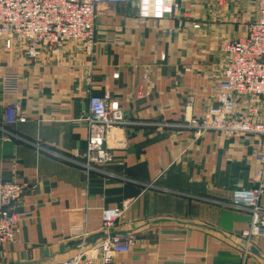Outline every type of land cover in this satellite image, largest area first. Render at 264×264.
Wrapping results in <instances>:
<instances>
[{"label": "crops", "instance_id": "crops-1", "mask_svg": "<svg viewBox=\"0 0 264 264\" xmlns=\"http://www.w3.org/2000/svg\"><path fill=\"white\" fill-rule=\"evenodd\" d=\"M189 1L176 0L180 10L156 27L138 25L136 2L99 5L93 50L69 41L56 51L40 47L30 60L24 43L6 50L0 40V179L27 188L14 210L32 216L13 243L0 246V264L70 259L74 236L85 233L86 244H95L103 211L124 203L130 208L113 232L133 242L112 264H264V236L240 259L239 234L252 219L228 205L235 191L257 188L259 138L216 131L198 138L186 123L215 105L228 61L221 44L249 26L234 23L233 10ZM4 73L20 76L15 98L2 92ZM105 93L128 125L110 136V161L86 173L83 120L89 98ZM14 100L24 124L5 123ZM252 107L258 99L240 101L237 111Z\"/></svg>", "mask_w": 264, "mask_h": 264}, {"label": "built area", "instance_id": "built-area-1", "mask_svg": "<svg viewBox=\"0 0 264 264\" xmlns=\"http://www.w3.org/2000/svg\"><path fill=\"white\" fill-rule=\"evenodd\" d=\"M226 1L216 0L220 7H224ZM256 1L257 14L248 27L247 35L221 44L220 49L228 61L223 79L215 89V105L209 107L202 118L186 121L198 138L211 131L229 137L254 135L259 138L254 171L257 188L235 191L229 204L235 211L249 212L252 217L249 228L239 234L244 242L240 255L243 262L251 253L253 240L264 236V211L260 207L264 194V0ZM130 2L137 3L138 25L152 22L156 27L159 21L175 13V0H0V39L6 50H11L16 42L24 43L30 60L40 55V47L56 51L69 41L84 43L87 49L93 50L97 7ZM172 32L169 30V33ZM107 42L117 44L114 38H109ZM19 89L20 76L4 73L3 94L15 98ZM261 98L263 103H259L260 107L249 108L247 114L237 111L240 101ZM87 107L88 114L83 120L88 130L86 162L81 167L89 173L95 165L110 161L108 140L114 131L126 127L128 121L123 109L110 102L109 93L91 96ZM4 117L8 125L27 122L18 100L7 105ZM26 192L27 188L19 183L0 179V246L13 243L18 225L32 217L28 212L14 210ZM129 208L130 203H124L121 207L105 209L99 240L89 246L85 233L82 237L75 235L74 238L79 241L76 254L57 264H112L117 256L128 254L132 236L116 234L113 229Z\"/></svg>", "mask_w": 264, "mask_h": 264}, {"label": "rangeland", "instance_id": "rangeland-1", "mask_svg": "<svg viewBox=\"0 0 264 264\" xmlns=\"http://www.w3.org/2000/svg\"><path fill=\"white\" fill-rule=\"evenodd\" d=\"M195 2L198 4H202L203 6L206 7L213 2V5L216 9L220 7L217 5L216 0H190L188 3L191 4ZM221 9L231 10V11L233 10V12H236L233 16V22L240 25L243 24L242 26H244L246 29L247 26H249L250 23H252L255 20L258 5L256 0H227L224 3V7H222ZM179 10L180 7L178 6L175 0V13ZM258 100L259 103H263L262 98ZM262 113H264V110L262 111ZM230 202L228 203V205L230 204Z\"/></svg>", "mask_w": 264, "mask_h": 264}, {"label": "water", "instance_id": "water-1", "mask_svg": "<svg viewBox=\"0 0 264 264\" xmlns=\"http://www.w3.org/2000/svg\"><path fill=\"white\" fill-rule=\"evenodd\" d=\"M99 238V237H98Z\"/></svg>", "mask_w": 264, "mask_h": 264}]
</instances>
